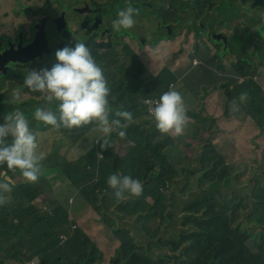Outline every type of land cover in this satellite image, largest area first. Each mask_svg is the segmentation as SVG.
<instances>
[{
	"label": "trees",
	"instance_id": "trees-1",
	"mask_svg": "<svg viewBox=\"0 0 264 264\" xmlns=\"http://www.w3.org/2000/svg\"><path fill=\"white\" fill-rule=\"evenodd\" d=\"M211 5L218 13L219 7L227 6V0H214ZM219 18H222L221 15ZM197 52L200 53V50ZM177 57L178 55H174L173 59H168L166 67L158 75H153L135 61L121 69L120 82L114 88L109 107L113 114L118 110L131 112L133 120L125 130L124 138L116 133L110 135L111 147L102 150V141L95 143L97 138L103 136H97L90 144L85 143L88 133L95 125L73 128L71 131L53 129V132L68 137L65 150L61 153L55 149L49 153L46 149L47 143L41 146L38 151L43 153L44 159L39 180L34 184L23 180L17 185L12 181L13 190L7 194L10 202L0 206V264H98L100 251L97 245L85 232L78 228L73 230L74 223L67 208L53 203L50 212H43L35 205L39 198L54 192L53 180L56 176L64 175L74 189L84 194L91 208L104 222H107L104 207L115 208L119 213L132 215L135 219H150L155 215H150V212L166 211L164 193L169 188L170 178L174 173L182 175L183 171H178L169 162L167 153L172 147V138L156 129L153 117L148 114L145 100L160 97L171 83L178 81ZM241 63L242 61L232 63L237 70L236 74L249 75L256 71L254 64ZM215 91L218 92V105L225 118L238 120L240 117L243 121L252 119L264 134V91L261 86L251 82L239 86L227 79ZM241 93H247V100L244 102L239 99ZM119 140H127L130 149L122 151ZM77 147L81 152L75 158H70V154ZM211 147L212 143L209 141L203 154H199L200 173L220 172L224 175L216 176L215 180L223 183L232 176L226 175L227 168L223 157ZM207 158L210 159L209 164L205 161ZM112 174L139 179L143 184L142 195L118 201L114 190L107 184V178ZM5 176L18 178L21 175L18 170H9L6 165L0 166V180L5 181ZM253 194L255 205L258 206L257 214L264 219L263 178L258 180ZM133 198L135 202L132 201ZM149 199L154 201L152 206L148 204ZM183 214L188 215L183 218V225L191 220H200L194 218L193 215L197 214H201V220L205 221L230 220L229 213L224 206L221 207L219 200L204 195L186 205ZM108 224L111 225L112 222ZM116 232L122 235V230L117 229ZM143 232V237H154L144 229ZM231 234L235 238L231 240V244L235 247L236 257L241 260L238 261L240 264H264V256L252 254L238 242L237 233L232 228ZM64 235L67 239L62 238ZM125 235L128 238L120 236L122 244L116 251L118 256L110 264L122 263L120 251L125 248V243L130 246L131 255L137 252L133 246L134 237ZM151 240L154 241V238ZM147 246L148 243L140 248L144 252ZM130 260L128 257L126 261ZM152 264L165 262L159 258Z\"/></svg>",
	"mask_w": 264,
	"mask_h": 264
},
{
	"label": "flooded vegetation",
	"instance_id": "flooded-vegetation-1",
	"mask_svg": "<svg viewBox=\"0 0 264 264\" xmlns=\"http://www.w3.org/2000/svg\"><path fill=\"white\" fill-rule=\"evenodd\" d=\"M113 1L119 5L110 17H107V13L105 17L102 16L104 14L96 13L100 7ZM212 1L0 0V124L4 123L7 113L18 108L24 113L38 139L42 135L50 136L53 128L36 121L34 112L38 107H51L55 110V105L46 104L44 94L24 87L25 75L31 70H50L58 62L55 52L66 46L74 48L76 42L85 43L96 63L103 69L111 89L109 100L120 82L122 66L135 61L151 72L146 66L149 52L164 43L176 42L167 36H173L174 31L177 33L176 39L182 37L181 43L192 44L193 50L213 47L215 55L224 46L216 49L211 42L212 38L218 43L227 42L225 50L229 48L228 56L232 57V63L242 61L243 56L232 51V41H229L231 37V40H237V33L242 35L249 52L257 55L255 50L264 46V0H240L238 16L233 18V15H229L225 19L219 18L211 5ZM129 5L139 10L134 16V27L114 30L111 21L117 17L119 10ZM140 8H143L147 19L143 18ZM257 11L261 14L258 15ZM188 14L190 18L186 17ZM182 26L184 32L181 34L179 29ZM125 31H133L135 40L132 36H126L115 43L113 37ZM154 31H159V39L153 35ZM219 33L223 36L218 37ZM137 39L145 40H142L143 49ZM151 43L155 45L151 46ZM251 60L264 81V58ZM6 79L8 81L5 83ZM7 143H11V138ZM41 145L44 146L43 140ZM4 178L10 184L15 180L10 176ZM258 180L249 179L246 183L245 193L238 198L243 207L238 217L234 211H230L229 221L211 222L201 220V214L193 215L200 220H191L185 225L181 221L180 226L169 234V238L167 228H163L154 239L155 250L161 252L154 260L160 258L165 264H240L238 261L241 260L236 257L235 247L231 244V240L235 239L231 228L237 233V241L252 254L264 256V219L257 214L258 206L255 205L252 193ZM230 194L231 199L236 197ZM220 198L216 194V199ZM169 216H165L167 223H171ZM242 218L244 221L241 222ZM255 242L259 243L257 250L250 245Z\"/></svg>",
	"mask_w": 264,
	"mask_h": 264
},
{
	"label": "rangeland",
	"instance_id": "rangeland-1",
	"mask_svg": "<svg viewBox=\"0 0 264 264\" xmlns=\"http://www.w3.org/2000/svg\"><path fill=\"white\" fill-rule=\"evenodd\" d=\"M240 4V1L237 0H227V6L223 5L219 7L218 14L223 19L229 15H233V18H236L238 11L235 7L240 6ZM118 5L119 3L113 1L106 4L103 8L100 7L96 13L98 15L104 14L102 15L103 17L107 13V17H110ZM9 7H11V4H9ZM140 11L143 18L147 19L143 8H140ZM257 14L260 15L261 13L257 11ZM186 17L190 18V14ZM179 30L182 34L184 26ZM133 33V31L122 32L121 35L118 34L117 37H113L114 42L118 43L126 36H132L135 40ZM220 33L224 34L223 32ZM159 34V31H154L153 33L154 36H158L157 39H159ZM176 35L175 31L173 36L167 34L170 39L177 41L164 43L158 49L151 50L148 55L149 57L146 58L147 68H150L153 75H158L166 67L168 59H173L174 55H178L175 59L179 79L176 82L177 86L175 90L182 95L187 109L186 115L189 118L183 135L175 139L169 135L172 138V147L167 153L169 162L178 171L182 170L183 174L174 173L170 178L169 188L164 193L166 211L164 213L152 211L150 215H155L150 219L146 217L135 219L132 215L125 216L119 213L115 208L104 207L103 212L107 219V222H104L100 215L87 203H84V208L78 212V208L83 202L81 193L68 183L64 175L61 176L65 179V182L56 181L54 192L46 197L39 198L35 202V205L43 212H47L53 203L72 210L78 219L77 222L71 219L74 226H77L81 232H85L100 251L98 264H110L115 256H118L116 251L122 244L120 236L126 239L128 237L125 234L136 237L134 238L133 246L137 252L131 255L130 246L128 243H125V248L120 251L121 264H152L155 261L154 257L160 256L161 252L155 250L154 246L156 243L151 239L158 237L163 228H167L166 234L169 238V234L180 226L181 221L185 217L183 208L186 205L192 203L202 195L216 199V194H218L221 196V199H219L221 207L223 208L224 206L227 212L234 211L238 217L243 209L242 203L238 202V198H241L245 193L247 189L246 183H248L249 179L253 181L255 178L264 179V134L260 132L252 119L243 121L240 117H238V120L225 118L216 102L218 92L215 90L218 85L227 81V76L237 71L232 66V57L228 56L230 55V50H225V57H228L221 60V52L215 55L213 47H210L208 50L201 48L199 49L200 53H198L197 50H193L194 46L192 44L187 42L181 43L182 37L176 39ZM235 37L237 40L233 41L231 37L229 41H232V51L237 55L243 54L241 59L242 65H252L251 59L264 58V46L255 50L258 54L254 56L253 52H249V47H246L242 35L236 33ZM142 40L137 39L136 41L140 43L143 49L144 44ZM211 42L215 45L216 49L222 48V45L224 46L222 42L218 43L213 38ZM173 43L174 45H172ZM150 45L153 46L155 44L153 43L152 45L151 43ZM193 59L197 60L199 64L194 65ZM127 65L129 64H124L122 67ZM192 66L195 68H192ZM251 80L261 86L264 91L261 74L257 68L254 74L251 75ZM7 81L8 79L5 80V83ZM210 102L213 103L210 104ZM97 136H103V134L94 127L88 133L85 143H92ZM207 139L212 143L211 148H213V151L223 157L227 168L226 175L228 177L232 176L223 183L215 180L216 176L224 175L220 172L210 171L206 174L200 173L201 163L199 164L197 155L198 151L199 154H203L204 147L209 142L206 141ZM42 140L44 141V145L47 143L46 149L49 153L55 149L62 153L65 150L68 137L56 132H52L49 137L42 135L38 139L40 147L42 146ZM122 141L125 143V148L122 146ZM119 144L123 148L122 151L125 152L127 151L125 149L130 145L127 140H119ZM80 152L77 147L70 154V158H75ZM209 152L211 153V151ZM205 161L207 164L210 163V159L208 158ZM23 180L22 176L15 178L13 181L14 185L23 182ZM230 193L236 197L231 199L229 197ZM69 197H72L73 200L72 202L70 200V203L73 204L75 202V205L68 204ZM132 201L135 202V198ZM148 204L152 206L154 201L149 199ZM165 216H169L171 223L166 222ZM240 221H244V218L240 219ZM109 222H112V224L109 225ZM133 227H137L138 231L134 232ZM117 229L122 230V235L116 232ZM143 229L154 237H149L146 234V237L142 235L137 236L140 230L143 232ZM147 243L148 246L145 248V251H148V253L143 252L140 248L141 245L144 246ZM258 244V242L250 243L254 250H257ZM128 257L131 258L129 262L126 261Z\"/></svg>",
	"mask_w": 264,
	"mask_h": 264
},
{
	"label": "clouds",
	"instance_id": "clouds-1",
	"mask_svg": "<svg viewBox=\"0 0 264 264\" xmlns=\"http://www.w3.org/2000/svg\"><path fill=\"white\" fill-rule=\"evenodd\" d=\"M138 11L130 5L119 10L117 17L111 21L113 29L133 28L134 16ZM55 57L58 62L50 70H31L25 75L24 87L44 94L45 103L55 105V110L38 107L34 119L54 130L71 131L73 128L95 125L96 130L103 134L99 139L102 150L111 147L109 137L112 133L124 138L125 130L133 120L132 113L119 110L112 113L108 81L86 44L76 42L74 48L66 46L57 50ZM239 99L246 101L247 93H241ZM150 112L161 134L171 135L173 139L184 134L189 118L178 91L170 87L155 101ZM9 138L11 143H7ZM38 149V137L31 130L24 113L18 108L7 113L4 123L0 124V166L18 170L25 182L34 184L40 178L44 159ZM107 184L114 190L118 201L139 197L143 193V184L131 176L112 174L107 178ZM12 190L10 183L0 180V206L10 202L7 194Z\"/></svg>",
	"mask_w": 264,
	"mask_h": 264
},
{
	"label": "built area",
	"instance_id": "built-area-1",
	"mask_svg": "<svg viewBox=\"0 0 264 264\" xmlns=\"http://www.w3.org/2000/svg\"><path fill=\"white\" fill-rule=\"evenodd\" d=\"M197 64H199V62L197 61V60H194V65H197ZM193 68H195V67H193ZM252 74H254V73H251V74H249V75H242V74H236V73H232V74H230V75H228L227 76V79L228 80H230V81H232V82H234L235 84L237 83V85H239V86H243V85H245V84H248V83H254L252 80H251V75ZM262 80V79H261ZM257 81V80H256ZM259 82H260V80H259ZM262 83H263V85H264V81L262 80ZM176 86H177V84H176V82H173V83H171L170 84V86H169V88L166 90V91H168L169 89H170V87L171 88H173L174 90H175V88H176ZM165 91V92H166ZM159 99V97H152V98H147L146 100H145V105H146V107H147V110H148V112H149V114L150 115H152L151 114V112H150V109L151 108H153L154 106H155V101L156 100H158ZM99 139H101V138H97L96 140H95V143L96 144H99L100 143V141L101 140H99ZM39 148H40V142H39ZM102 155H100V157H101ZM73 200H71V202H72ZM48 212H50V208H49V210H47ZM78 227L77 226H73V230H76ZM63 239H67V237L64 235V237H62Z\"/></svg>",
	"mask_w": 264,
	"mask_h": 264
},
{
	"label": "crops",
	"instance_id": "crops-1",
	"mask_svg": "<svg viewBox=\"0 0 264 264\" xmlns=\"http://www.w3.org/2000/svg\"><path fill=\"white\" fill-rule=\"evenodd\" d=\"M172 45H174V43L172 44ZM192 68H193V66H192ZM162 71V70H161ZM160 71V72H161ZM159 72V73H160ZM213 102H214V100H213ZM213 102H210V104L211 103H213ZM216 102H217V104H218V99L216 100ZM219 106V105H218ZM240 128V127H239ZM206 141H208V139L206 140ZM122 143V146H123V148H125V143L122 141L121 142ZM130 149V145L128 146V148L127 149H125V150H129ZM198 157H199V151H198V155H197ZM56 181H61V182H65L64 181V179H63V177H61V176H56L55 177V179L53 180V187H54V189H55V183H56ZM76 191V190H75ZM80 193V192H79ZM81 198L83 199V202H82V204L79 206V208H78V212L79 211H81L83 208H84V203H87L89 206H90V204H89V202L87 201V198L84 196V194H82L81 193ZM70 200H72V197H69V200H68V204L69 205H75V202H73V204H71L70 203ZM91 207V206H90ZM70 210V209H69ZM70 214H71V219L74 221V222H77L78 221V219H77V217H75V215H74V213L72 212V210H70ZM133 229H134V232H137L138 231V228L137 227H133ZM144 236V232H142V230H140L139 231V233H138V235L137 236ZM134 238H136L135 236H134Z\"/></svg>",
	"mask_w": 264,
	"mask_h": 264
},
{
	"label": "water",
	"instance_id": "water-1",
	"mask_svg": "<svg viewBox=\"0 0 264 264\" xmlns=\"http://www.w3.org/2000/svg\"><path fill=\"white\" fill-rule=\"evenodd\" d=\"M219 36H223L222 34H219L218 35V37ZM223 44H224V49L221 51V53L220 54H222V59L221 60H223L224 58H225V55H226V52H225V47L227 46V42H225V41H221ZM229 49V48H228ZM227 49V50H228Z\"/></svg>",
	"mask_w": 264,
	"mask_h": 264
}]
</instances>
